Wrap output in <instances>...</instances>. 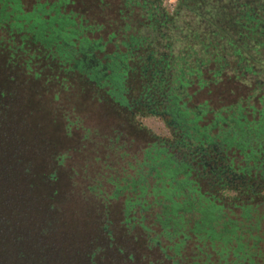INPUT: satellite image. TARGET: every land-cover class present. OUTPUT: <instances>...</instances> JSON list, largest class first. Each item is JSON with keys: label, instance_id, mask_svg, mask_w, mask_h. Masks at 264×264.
Segmentation results:
<instances>
[{"label": "trees", "instance_id": "trees-1", "mask_svg": "<svg viewBox=\"0 0 264 264\" xmlns=\"http://www.w3.org/2000/svg\"><path fill=\"white\" fill-rule=\"evenodd\" d=\"M24 2L0 0V264H213L212 251L223 264H264L254 241L220 256L210 227L237 212L264 223V0H178L172 14L161 0H36L31 12ZM143 109L172 138L131 128L146 139L135 166L125 162L133 175L90 178L84 114ZM107 135L118 152L127 135ZM74 192L93 199L91 232L71 227ZM152 212L172 246L149 235ZM184 222L190 236L173 230ZM191 236L196 251L183 255Z\"/></svg>", "mask_w": 264, "mask_h": 264}, {"label": "rangeland", "instance_id": "rangeland-1", "mask_svg": "<svg viewBox=\"0 0 264 264\" xmlns=\"http://www.w3.org/2000/svg\"><path fill=\"white\" fill-rule=\"evenodd\" d=\"M36 0H25L24 2V11L25 12H31L32 4ZM163 8L165 11H167L168 14H172L175 11L174 9H170L169 1L170 0H161ZM178 2V0H177ZM177 6V3H176ZM46 8V7H45ZM47 9V8H46ZM23 10V9H22ZM45 10V9H44ZM30 27V26H28ZM35 30V28H34ZM48 99V107L46 109L51 111L52 116H54V97L53 95H47ZM84 106H87L89 110L92 109V102L90 99H87L84 104ZM159 110V109H158ZM159 115H153L152 113H149L146 109H143L142 111L133 114L131 119L120 117L118 114L114 112H86L84 114V128L90 130V141L88 143V146L84 152H86V156L89 159L90 163V178L97 175L98 173H101L102 175H105V178L109 176V174H113V170L117 171L119 174V178H122V175H133V169H130L128 165H126L125 162H129L133 167L135 166V161L139 157H142L143 153L138 152L137 145L142 144L143 141H145V137H138L137 132L133 131L132 129H135L137 126H141L147 130L150 131L151 134L154 136L160 137V138H172V131L169 129V126L166 124L165 120H163ZM131 122L128 123V122ZM131 126V127H130ZM132 128V129H131ZM112 132L113 130H118L119 132L125 133L127 136L121 137L119 140V145H122L121 149H118V152H114L113 149L109 147L110 143L108 142V135L105 136L108 132ZM68 142L69 140L66 139ZM73 142V140H72ZM70 146V145H69ZM115 148V146H114ZM74 151V150H73ZM124 152L125 157L123 159H120V156ZM72 158H79V154L72 155ZM76 158V159H77ZM83 159H85V155L83 156ZM110 164V169L107 168V166ZM122 186V184H120ZM117 188V187H116ZM115 186L110 184H105L104 190L107 194H110L114 192L116 189ZM133 194V190L131 191V188L128 190H125L122 194V197L115 203L114 210L117 214V219H123L124 212L126 210L125 205V196H130ZM234 192H230L227 190H220L218 191V195L221 197L231 198ZM73 196H71V199L65 203L68 210V214L73 217L74 222H72L73 229L75 231H92V223L94 218V213L90 210V207L92 206V198L91 202L85 201L81 196H79L77 193H73ZM154 195L150 196V200L153 198ZM190 201V198H188ZM178 204H181L180 211L184 210V201L182 199L177 200ZM166 205V204H165ZM167 206V205H166ZM167 207L165 209L164 205L162 204L159 206V209L156 213H160L161 211H166ZM131 216H133L132 210H128ZM135 213V212H134ZM155 212H152L151 214H147L144 218L143 222L146 227L150 228L149 235L154 237L156 234L158 235V241L161 242L163 245L172 246L173 242L176 239H173L170 241L168 240L165 235H161L163 232L164 227L160 226V222L164 220V218H161L157 221H153L157 216L155 217ZM136 215V214H135ZM240 213L237 212V215L227 214L224 216L223 221H221L220 225H213L211 222L210 227L215 231V237L213 239L214 244V250H220V249H226L225 254H221L223 258L226 260L232 259L231 255L233 254V250L238 248L239 244H247L248 246H252L253 241L256 243V248L251 250V255H255L258 252H264V223H262L261 227L259 229L255 228L256 222L252 219H245L241 218ZM199 222L197 224L200 225V227H196L195 230L199 231L200 233H203L206 235V231H208L207 226L208 222H206V216L203 214L198 215ZM202 219V220H200ZM197 222V221H196ZM179 224L174 228L173 230L179 229L180 231H185L190 233V229L193 228V222L187 223L184 222L183 224ZM215 226L213 228V226ZM251 227V228H250ZM172 228L167 229L168 232L172 231ZM203 229V231H201ZM76 232V233H77ZM188 233V234H189ZM187 234V236H188ZM187 236H184L186 239ZM190 236V234H189ZM235 236V240L232 239ZM181 237V236H180ZM191 240H186V244L182 247L184 254L183 255H191L192 253H195V238L191 236ZM210 237V235H209ZM177 241V240H176ZM251 248V247H250ZM221 259L219 256H217L216 253H211L210 260L213 261V264H223V261H219ZM223 260V259H221ZM256 262L260 264L261 259H256Z\"/></svg>", "mask_w": 264, "mask_h": 264}, {"label": "built area", "instance_id": "built-area-1", "mask_svg": "<svg viewBox=\"0 0 264 264\" xmlns=\"http://www.w3.org/2000/svg\"><path fill=\"white\" fill-rule=\"evenodd\" d=\"M169 3L168 7L173 10L174 6H176L177 0H170Z\"/></svg>", "mask_w": 264, "mask_h": 264}]
</instances>
